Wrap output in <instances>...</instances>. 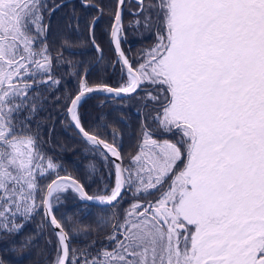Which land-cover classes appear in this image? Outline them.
Segmentation results:
<instances>
[{"label": "snow or ice", "instance_id": "obj_1", "mask_svg": "<svg viewBox=\"0 0 264 264\" xmlns=\"http://www.w3.org/2000/svg\"><path fill=\"white\" fill-rule=\"evenodd\" d=\"M85 45L95 79L71 58ZM93 96L116 116L89 118ZM49 108L82 172L49 151ZM41 239L45 264H264V0H0V243Z\"/></svg>", "mask_w": 264, "mask_h": 264}, {"label": "trees", "instance_id": "obj_2", "mask_svg": "<svg viewBox=\"0 0 264 264\" xmlns=\"http://www.w3.org/2000/svg\"><path fill=\"white\" fill-rule=\"evenodd\" d=\"M73 3H76V0H72ZM68 9H64L61 12H58L56 17L54 18V22L58 21L60 17H62ZM130 17H126L125 23ZM107 27V17L100 24L96 27V36L98 38V42L100 46L104 49V55L106 57H111V52H109V45L107 43V38L104 35ZM87 33H85V38ZM128 41L132 46L133 52L136 48L141 44V41L133 36L132 32H128ZM125 48L128 47V44L124 45ZM76 52L78 54L71 57L76 61H85L91 67V77L95 79L98 75V65H94V57L98 56L99 53L96 52L91 46L85 45L82 48H77ZM65 56H68V53H65ZM65 72V69L61 68L57 70V74L61 75ZM67 79V77H65ZM74 81L69 80V84L71 85ZM101 98L98 96H93L89 98L85 104L84 110L91 113L89 118L98 117L101 113L107 112L110 115V118H114L116 116V112L113 110V105L108 104L103 108L96 107L98 101ZM128 116L129 119L127 120L126 124L121 123L119 125L120 128L125 130V137H124V145L128 147L130 140L127 135V132L130 129L135 128L136 120H137V113L135 111V102L133 101L131 105L125 109H123ZM49 112H51V120H45L44 123L46 125L44 131L47 136V132L49 128L54 127V131L51 133V139L49 145L47 146L49 151L52 152L58 161L63 162L64 166L68 170V172H74L75 170L79 169L81 172L83 171V166L86 163V150L82 143L79 142V138L75 135L74 131L70 128L65 127L61 124L60 117L57 113L55 108H49ZM41 116H47V113H41ZM81 205L69 199L67 203L61 204L58 209L57 215L58 216H71ZM101 209L95 205H90L86 214H81L80 219L83 220L84 224H89L92 222L97 216L102 215ZM40 217H36V221L39 222ZM94 229H97L96 224H92ZM33 229V225H28L25 228V232H30ZM98 230V229H97ZM22 235H18L15 237V240L19 242L22 238ZM84 240H77L74 241L75 244H83ZM37 247L31 248L30 251L24 252H10L7 250L8 244L7 243H0V257H2L6 264H45V256L40 251L41 248L45 247L44 241L38 240Z\"/></svg>", "mask_w": 264, "mask_h": 264}, {"label": "water", "instance_id": "obj_3", "mask_svg": "<svg viewBox=\"0 0 264 264\" xmlns=\"http://www.w3.org/2000/svg\"><path fill=\"white\" fill-rule=\"evenodd\" d=\"M95 65V64H94Z\"/></svg>", "mask_w": 264, "mask_h": 264}]
</instances>
